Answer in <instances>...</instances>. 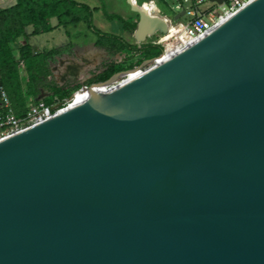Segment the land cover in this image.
<instances>
[{"label":"water","instance_id":"obj_1","mask_svg":"<svg viewBox=\"0 0 264 264\" xmlns=\"http://www.w3.org/2000/svg\"><path fill=\"white\" fill-rule=\"evenodd\" d=\"M0 264H264V0L0 140Z\"/></svg>","mask_w":264,"mask_h":264},{"label":"rangeland","instance_id":"obj_2","mask_svg":"<svg viewBox=\"0 0 264 264\" xmlns=\"http://www.w3.org/2000/svg\"><path fill=\"white\" fill-rule=\"evenodd\" d=\"M73 1L88 7L89 21L93 28L101 33L112 34L126 40L122 31L124 27L120 22L123 20L131 23L132 19L127 20L124 17L132 15L134 18L135 15L126 0ZM155 1L158 8L168 16L171 24L183 21V19L172 20V17L179 12L176 8L179 4L177 0ZM151 3L148 2L142 9L147 11ZM206 5L204 4L202 8ZM214 9L218 10V8ZM111 14L119 16L121 20L117 19V16H112L114 18L107 16ZM73 16L78 18L76 22L70 21ZM87 17L85 11H79L71 14L64 23L50 18L44 24L26 27L25 35L9 44L11 57L16 65V78L13 77L12 72L8 73L4 70H0V78L13 105L19 104L24 96H27L26 99L29 100L55 99L59 105L65 106L80 87L103 81L108 75L136 68L146 61L143 59V53L128 50L115 40L101 38L91 33L87 27ZM172 26L169 27L167 40L174 36L176 42L166 47V53L174 48H180L178 44L183 41L182 37L176 36L177 32L172 31ZM159 36L160 34L157 33L147 36L141 44H151ZM125 42L131 46L136 44L131 39ZM23 44L30 47L33 56L29 66L18 57V47Z\"/></svg>","mask_w":264,"mask_h":264},{"label":"built area","instance_id":"obj_3","mask_svg":"<svg viewBox=\"0 0 264 264\" xmlns=\"http://www.w3.org/2000/svg\"><path fill=\"white\" fill-rule=\"evenodd\" d=\"M177 1L179 4L176 8L179 11H183V14L179 16L177 20L183 19V21H177L175 24H171V22H169V26H179V31L176 33V36L183 38V41L178 44V47L183 50L184 48L201 40L222 21L234 15L253 0H220L219 3L215 0ZM204 4L207 5L202 8ZM214 8H218V10H215ZM162 38H164L163 35H160L157 40L151 43L162 47V52L150 61L143 62L140 68L136 67L134 70L144 72L156 65L161 57L168 55L166 54V47L176 42V38L174 36L169 40H162ZM70 104L71 101H69V103L65 106L59 105L55 99H52L50 104H46L43 100L27 99L24 104V113L21 117H17L13 112L5 91L0 85V140L50 119L61 110L69 107Z\"/></svg>","mask_w":264,"mask_h":264},{"label":"trees","instance_id":"obj_4","mask_svg":"<svg viewBox=\"0 0 264 264\" xmlns=\"http://www.w3.org/2000/svg\"><path fill=\"white\" fill-rule=\"evenodd\" d=\"M79 11H85L87 13V27L91 33L98 37L115 40L120 44V46L128 50L141 52L143 53V59L145 60H150L162 52V47L159 45L145 43L138 45L133 44L134 46H131L118 36L99 32L90 24V10L88 7L74 2L73 0H15V4L13 6L6 9H0V70H4L8 73L12 72L13 77L16 78V65L11 57L9 44L14 42L19 37H23L25 35L24 29L26 27H34L38 24H44L45 21L50 18H55L59 23H64L70 18L71 14L78 13ZM117 19L120 18L118 17ZM77 20L78 18L73 16L70 21L76 22ZM120 23L124 27L122 30L129 33L134 30V23L125 22L123 20H121ZM17 52L19 60L26 66H29L32 63L33 56L31 55L30 47L27 44H23L18 47ZM111 75H108V78ZM0 80V85L6 93L14 114L17 117H21L25 110L24 104L27 100V96H24L19 104L13 105L9 94L2 85L3 81L1 78ZM44 102L46 104H50L52 100H44Z\"/></svg>","mask_w":264,"mask_h":264},{"label":"bare ground","instance_id":"obj_5","mask_svg":"<svg viewBox=\"0 0 264 264\" xmlns=\"http://www.w3.org/2000/svg\"><path fill=\"white\" fill-rule=\"evenodd\" d=\"M145 12L148 13L149 15H153L154 6L151 5L149 7V9L147 11H145ZM168 27H169V25H168ZM168 27H167V29H168ZM172 27H173L174 30L179 31V26L178 25H173ZM181 50H182V48H174L171 52L166 53L168 55L161 57V59L157 62V64L162 63L168 57H170L172 55H175L176 53L180 52ZM141 74H142V71L140 72V71H137V70H133L130 73H128L126 75V77H124L123 79H120L119 81L117 80L118 82L116 81V83H114L110 87H98L96 95H92L89 91H87L85 93L75 92L73 94V96L71 97V104H70L69 107H75V106H78L79 104L87 103V102L91 101L92 99H94V98H96V97H98V96H100L102 94L114 92V91L118 90L119 88H121L122 86H124V85L128 84L129 82L133 81L134 79L139 77Z\"/></svg>","mask_w":264,"mask_h":264},{"label":"crops","instance_id":"obj_6","mask_svg":"<svg viewBox=\"0 0 264 264\" xmlns=\"http://www.w3.org/2000/svg\"><path fill=\"white\" fill-rule=\"evenodd\" d=\"M130 2L133 4V5H135L136 7H138L140 10H142V11H144L143 9H142V7L144 6V5H147V3L148 2H152L151 4H150V6L151 5H153L155 8H156V10H157V12L161 15V16H164L165 18H167L168 19V16H166V14H165V12L164 11H161L159 8H158V6H157V4H156V1L155 0H138V2L137 1H135V0H130ZM15 4V0H0V9H6V8H9V7H11V6H13ZM145 12V11H144ZM107 16H117V15H113V14H111V15H107ZM117 17H119V16H117ZM120 18V17H119ZM125 19H132L131 20V23H134V25H135V23H136V20H137V17H136V15H134V18L132 17V15L131 16H125L124 17ZM168 21H169V19H168ZM170 22V21H169ZM170 27V26H169ZM169 27H168V29L167 30H169ZM135 28V27H134ZM123 31V33H124V35L126 36V38H124V39H126L127 41H129L130 39H131V41H133L134 42V40H133V37H132V34H130L129 32H127V31H124V30H122ZM172 31L173 32H178V31H176V30H174L173 28H172ZM172 31H171V33H172ZM108 33H110V32H108ZM170 33V32H169ZM169 33H168V31L166 32V34H164L163 35V37L164 38H162V40H167V36L169 35ZM125 40V41H126Z\"/></svg>","mask_w":264,"mask_h":264}]
</instances>
